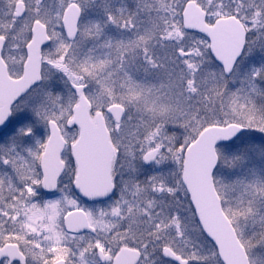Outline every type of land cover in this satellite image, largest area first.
<instances>
[{"label": "snow or ice", "instance_id": "6c2138e0", "mask_svg": "<svg viewBox=\"0 0 264 264\" xmlns=\"http://www.w3.org/2000/svg\"><path fill=\"white\" fill-rule=\"evenodd\" d=\"M0 264H264V0H0Z\"/></svg>", "mask_w": 264, "mask_h": 264}]
</instances>
